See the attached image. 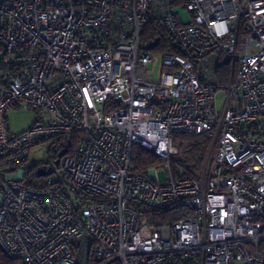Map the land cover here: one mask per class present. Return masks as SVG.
<instances>
[{
    "label": "built area",
    "instance_id": "obj_1",
    "mask_svg": "<svg viewBox=\"0 0 264 264\" xmlns=\"http://www.w3.org/2000/svg\"><path fill=\"white\" fill-rule=\"evenodd\" d=\"M150 21L177 48L158 79ZM14 108L36 113L20 133ZM174 134L211 140L201 177ZM136 145L160 162L137 169ZM0 195V247L26 264H264V0H0Z\"/></svg>",
    "mask_w": 264,
    "mask_h": 264
},
{
    "label": "trees",
    "instance_id": "obj_2",
    "mask_svg": "<svg viewBox=\"0 0 264 264\" xmlns=\"http://www.w3.org/2000/svg\"><path fill=\"white\" fill-rule=\"evenodd\" d=\"M158 39V44L152 48V50H155L156 52H165L167 50L171 51H177V48L169 38L166 29L164 28L163 24L157 21H150L147 23L145 31L142 36L143 43L150 42L152 40ZM221 67L223 69V74L226 73V65L227 61L223 59L221 62ZM223 77V76H222ZM221 82H225V78H220ZM189 135H200L207 138L206 134H189ZM77 137L78 133H75L73 138L71 139V148H63L56 156L55 163L59 161L60 157L65 154L72 152L73 149H75L77 145ZM207 140L210 142V140L207 138ZM210 146V145H208ZM208 149H204L202 155L200 156V159H198V167L202 166L204 159H205V152L207 153ZM160 162V159L150 150L140 146L136 145L134 148V155H133V163L135 167L139 170L147 169L148 167L154 165L155 163ZM50 163V162H48ZM180 166H182L189 175L195 176L196 168L187 166L184 162H176ZM39 164H32L28 167L26 170V176H25V182L28 185L33 186H41L44 183V178L41 175L42 169ZM188 212L187 208H184L183 206H172L170 208H167L165 210H154L151 213V222L154 226H161L165 224L172 223L174 221L179 220L182 218L185 213ZM0 264H26L22 259H13L6 255V253L2 250L0 247Z\"/></svg>",
    "mask_w": 264,
    "mask_h": 264
},
{
    "label": "rangeland",
    "instance_id": "obj_3",
    "mask_svg": "<svg viewBox=\"0 0 264 264\" xmlns=\"http://www.w3.org/2000/svg\"><path fill=\"white\" fill-rule=\"evenodd\" d=\"M175 1V0H171ZM176 11L180 13V18L185 21L191 20V14L182 7H177ZM151 53L155 54L156 61L154 64L150 66V73L154 76L155 79H158L160 71L163 69L161 66V52H156L155 50H151ZM223 96L218 99V107L221 106ZM8 123L10 126V130L13 133H20L28 129L36 119V113L33 110L24 109V108H14L8 111ZM207 136V135H206ZM208 138V137H207ZM206 137L200 135H189V134H174L173 135V145L178 149V152L175 156H173V160L176 163L184 162L189 167L196 168L195 176L201 177L204 173H206L208 168V155L212 152L210 151L211 140L210 142ZM210 145V146H208ZM43 145H38L33 149V154L42 149ZM204 149H208L207 153L205 152V159L202 166L198 167V159L202 155ZM39 153V152H38ZM59 166L55 164L54 172L50 175L54 180L59 178ZM159 178L161 180L166 179V174L164 171L159 172ZM44 178V177H43ZM2 200V196L0 195V203Z\"/></svg>",
    "mask_w": 264,
    "mask_h": 264
},
{
    "label": "water",
    "instance_id": "obj_4",
    "mask_svg": "<svg viewBox=\"0 0 264 264\" xmlns=\"http://www.w3.org/2000/svg\"><path fill=\"white\" fill-rule=\"evenodd\" d=\"M158 42H159L158 39L152 40V41L146 43V44L144 45V48H145L146 50H150V49H152L153 47H155V46L158 44ZM58 163H59V161L56 162V165H57ZM41 170H42L41 175H46V173H47V172H46V169H45V168H42ZM51 173H52V167H50V168L48 169V174H51Z\"/></svg>",
    "mask_w": 264,
    "mask_h": 264
}]
</instances>
